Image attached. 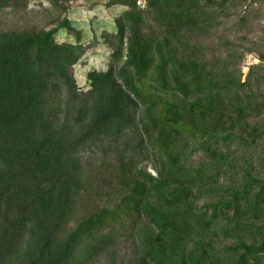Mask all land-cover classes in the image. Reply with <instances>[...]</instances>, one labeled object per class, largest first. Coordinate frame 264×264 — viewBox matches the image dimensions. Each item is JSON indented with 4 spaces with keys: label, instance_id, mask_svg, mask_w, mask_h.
Masks as SVG:
<instances>
[{
    "label": "trees",
    "instance_id": "obj_1",
    "mask_svg": "<svg viewBox=\"0 0 264 264\" xmlns=\"http://www.w3.org/2000/svg\"><path fill=\"white\" fill-rule=\"evenodd\" d=\"M121 4L83 88L68 19L0 33V264H264V0Z\"/></svg>",
    "mask_w": 264,
    "mask_h": 264
},
{
    "label": "rangeland",
    "instance_id": "obj_2",
    "mask_svg": "<svg viewBox=\"0 0 264 264\" xmlns=\"http://www.w3.org/2000/svg\"><path fill=\"white\" fill-rule=\"evenodd\" d=\"M115 1L117 4L111 5V0H26L14 6L8 5L0 8V33L20 30H48L58 26L64 19H68L80 33L81 42L86 47L85 54L72 70L77 84L83 88L88 70H105L109 63L110 49L103 42L100 33L110 30L114 19L125 8L121 4L122 0ZM137 5L142 7L144 0H137ZM67 33L69 32H62L56 36V40L60 43L73 41L74 39L67 36ZM256 62L258 60L254 55H247L242 64L243 73L248 71L250 64ZM82 155L86 162H93V164L87 165L92 185L97 188L98 185H107L115 181L106 165L96 167L98 164L100 165V161L96 159L95 153L87 150ZM97 155H102L101 150ZM143 165H146L148 172L155 174L150 164L144 162ZM133 259L131 240L128 237L123 238L117 249V263L130 264ZM108 260L107 254H103L94 263L107 264Z\"/></svg>",
    "mask_w": 264,
    "mask_h": 264
}]
</instances>
